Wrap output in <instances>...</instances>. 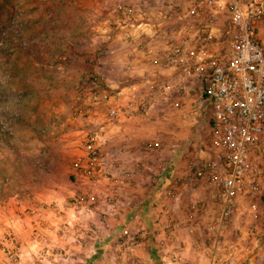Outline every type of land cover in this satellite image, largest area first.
Instances as JSON below:
<instances>
[{
    "label": "rangeland",
    "instance_id": "rangeland-1",
    "mask_svg": "<svg viewBox=\"0 0 264 264\" xmlns=\"http://www.w3.org/2000/svg\"><path fill=\"white\" fill-rule=\"evenodd\" d=\"M18 1L0 0V240L14 236L21 242L9 224L21 219L19 223L23 225V220H29L33 225V239L37 227L43 228L42 219L37 217L33 221V217L49 208L38 202V199H44L39 194L45 187L65 180L72 184L71 165L77 147L71 142L78 137L68 134L81 130L86 123L84 118L76 119L74 114L79 90L83 89L87 95L92 76L97 77L104 89L139 83L144 79L165 81L170 78L172 69L158 64L157 50L167 44L171 30L180 23L189 4L188 0H65L64 11H58L49 17L50 20L44 16L45 24L41 26L16 24V16L29 11L31 3V0ZM40 19L38 16L36 20ZM104 22L111 24L108 26L111 28L109 38H101L100 35L106 33L95 30L96 24L104 26ZM140 23L148 24L149 28L138 26ZM144 31L154 41H139L144 39L141 37ZM124 33L142 45L149 42L146 58L131 61L126 57L120 42H125ZM24 34L33 35L36 40L23 43ZM71 37L75 42L65 41ZM16 38H19L17 42ZM200 95L196 85L188 95L165 101L143 115L144 118L138 121L140 132L135 138L115 139L117 144L113 152L118 158L115 161L127 163L132 169L127 170L133 176L150 181L163 171L167 175L170 169L165 165L172 157L175 142L178 153L183 151V159L192 150L185 151L182 145L190 141L193 145L201 142L191 134V131H199V123L206 122L209 117L204 113ZM172 127L181 132L174 142L169 135ZM209 131L205 134L218 143ZM184 139H187L186 144ZM218 155L220 150L214 157ZM256 156L258 160H264V139ZM133 176L127 189L133 183ZM89 184L92 213L96 214L100 212L98 208L105 210L102 191L103 185L107 184ZM77 196H82L86 202L89 200V195L78 192ZM248 202L247 198H242L237 208L240 207L242 219L236 220L237 213H234L225 224L224 242L244 241L253 247L264 244V205L261 207L262 202L257 201L253 216L246 211ZM92 221L95 222L94 218ZM186 234L191 238L199 237L196 232ZM52 251L59 257L60 251Z\"/></svg>",
    "mask_w": 264,
    "mask_h": 264
},
{
    "label": "built area",
    "instance_id": "built-area-1",
    "mask_svg": "<svg viewBox=\"0 0 264 264\" xmlns=\"http://www.w3.org/2000/svg\"><path fill=\"white\" fill-rule=\"evenodd\" d=\"M188 1L167 44L157 50L158 64L172 69L170 78L144 79L104 89L97 77L92 76L87 95L83 89L79 90L74 114L86 123L77 131L83 139L78 137L76 153L86 152L76 155L71 166L76 176H87L90 183H106L108 193L104 203L117 204L131 172L118 171L119 163L107 160L104 154L107 132L100 129L108 130L123 120L142 117L155 106L188 95L199 86L204 113L209 115L207 122L220 145V155L189 162L188 169L192 180L207 186L211 212L201 251L194 258L185 257L179 250L168 255L162 253L160 264H234L237 250L233 243L224 242L225 224L242 198L248 199L246 211L253 216L258 202L264 205V160L256 158L264 139V1ZM123 38L127 44L141 45L129 34L124 33ZM186 183L184 177L173 173L161 180L171 199L178 197ZM69 205H75L77 210L83 207L90 214L94 210L82 196L70 200ZM202 214L203 200L193 199L181 216L166 217L164 229L168 233L163 238L156 237L154 242L162 248L175 231L194 232ZM64 226L68 225L63 223V230ZM76 226L81 229L80 224ZM122 237L118 251L134 262L138 235L128 237L127 231H123ZM41 238V233L35 230L33 239ZM20 249L16 237L2 238L0 264H20ZM55 255L51 248L40 249L41 260H55Z\"/></svg>",
    "mask_w": 264,
    "mask_h": 264
},
{
    "label": "crops",
    "instance_id": "crops-1",
    "mask_svg": "<svg viewBox=\"0 0 264 264\" xmlns=\"http://www.w3.org/2000/svg\"><path fill=\"white\" fill-rule=\"evenodd\" d=\"M16 2L19 1L16 0ZM187 3L189 4L188 1ZM187 3L185 5H187ZM65 7V0H31V9L29 8V11L26 10L24 14L20 12L19 15L16 16L17 18L15 19V22L18 25H29L30 23V25L40 24L43 26L45 24L44 20H46V18L50 20L49 17L56 15L57 12L62 11V9L64 11ZM38 16L41 18L40 21L36 20ZM21 20H23L24 24ZM109 24L110 23L107 25L106 22H104L102 24L104 26H101L100 23L95 25L96 31H103L106 33L103 36L100 35L101 38L111 37V34L109 33L111 28H108ZM147 25L148 24L145 23L138 24V26H145L146 28H149ZM147 30L148 29H146V31ZM146 31H144L143 35H141V37H144V39L139 41H148V39H151V37L148 38L150 34L145 35ZM23 37V43L29 42V40H36V37L33 38V35L29 37L28 34H24ZM18 40L19 38L15 39L16 42ZM65 41H70L72 43L75 42V39L71 37L70 39L66 38ZM151 41H154V39H151ZM120 42L121 46L124 48L126 57L129 60H141L142 57L146 58L148 56L147 53L150 50H148L150 47H148L149 42L146 45L143 44L144 46L139 42V44H141L139 47L134 43L133 45H130L122 41ZM154 44L157 46L158 42ZM154 44L152 46H154ZM146 54L147 56H145ZM143 118L144 117L134 118L132 120H123L118 125L110 127L107 130L108 141L105 144L106 152L104 154L106 157L110 158L108 159L109 162H115V160L118 161V158L114 157L116 153L113 152L116 150L115 145L117 144L115 139L120 141L122 138L124 141V138L119 136V132L117 130L119 128H126L125 130L129 132V135L125 137H130V139L135 138L136 134L140 132L138 129L140 123L138 121L142 120ZM198 127H200V130L197 131L198 133L191 131V134L198 137V140L201 141L199 144L193 145L191 141L187 143V139H184V143L187 144L182 145L181 148L183 149L184 147L185 151H187L189 148L192 150L189 155H186L187 157H185V159L182 158L183 151L182 153H178L177 150L179 148L175 142V147L173 146L172 149L173 153H171L172 157H170L169 162L165 165V168L168 166L170 169L167 175L166 172L163 171V173H161L158 178H153V180L150 181L137 175L133 176L131 173V176H133V183L129 189H127V186L126 188H124L125 186L122 188V190L124 189V193H122L120 196L117 204L108 205L104 203L105 210L96 214L91 213L90 215L92 218L85 221L87 228L81 227V229H78L76 226L78 223L76 224L74 214H70L72 216V224L69 225V227H71V231H66L68 226H64L65 229L63 230L61 228V224L63 223H61L59 225L60 230L56 231L53 235H49L48 233L53 231L50 227L51 222L41 218L43 228L37 227V230L41 233L42 238L34 240L31 238L33 225H31V223L29 224V220H23V225H21L19 223L21 219H16L15 223H13V230L15 235L21 239L20 264H50L51 260L42 261L37 259L36 256H33L32 252L29 250L31 245H37L38 247L44 246L56 251H60L61 255H58L59 257H54L55 261H57V264H64L66 261L70 262V264H160V255L162 253L168 255L169 253L171 254L177 250H179L185 257L194 258L202 249V237L203 234L206 233V223L209 213L211 212L212 205L208 200L207 186L202 182H197L191 179L187 163L214 158L215 153L217 154V152L220 150L219 143H215L211 137L209 138V135L205 134H209L210 132V125L207 120L206 122L199 123ZM171 129L172 134L169 133V135L171 136L170 138H172L171 141L174 142L178 136H181V132L178 133L176 127H174V129L172 127ZM206 136L208 137L207 139ZM206 140L208 141L207 144L205 143L207 142ZM193 154L194 156L191 157ZM176 165H180L182 167L177 168ZM117 168L118 171H121L124 169H129L130 166L128 167L127 163H123L121 161V163L119 162ZM130 170L132 169L130 168ZM171 173L184 177V181L187 182L181 188L178 197L175 199H171V197L168 195L167 187H163V184H161V180L163 178L165 179V177H169ZM71 176L73 178L71 182L72 184H75L76 182L74 181L76 180L77 176L74 174V172ZM103 186L104 189L102 194H104L103 196L105 198L108 193L107 185ZM99 192L100 191H98V194ZM197 198L203 199L204 201L203 214L198 224H195L194 226V232H196L199 237L191 238L186 234L189 232L188 229H181L175 231V234L172 236V238L166 241V245L164 247H158L154 242V239L158 237V235H161L162 237L163 234L168 233L164 229L166 217L181 216L190 201ZM261 207H263V204ZM102 213L104 214L102 215ZM235 213H237V217L235 218L236 220L242 219L243 216L240 215V207L239 209H236ZM60 215L64 216L65 214L62 213ZM93 218L95 222L92 221ZM91 224L92 227L90 226ZM123 231H127L128 237L134 236L135 234L138 235L136 240L137 243L135 244V249L133 252L135 256L134 262L130 261L128 258H125L118 251V243H121V241L124 239V237H122ZM141 232H145V234L142 236ZM154 232L156 233L154 234ZM52 244L58 245V247H49V245ZM233 244L236 246L237 250L236 254L234 255V264H264V244L253 247L252 245L246 244L244 241L238 240H236ZM65 253H67V255H65Z\"/></svg>",
    "mask_w": 264,
    "mask_h": 264
},
{
    "label": "clouds",
    "instance_id": "clouds-1",
    "mask_svg": "<svg viewBox=\"0 0 264 264\" xmlns=\"http://www.w3.org/2000/svg\"><path fill=\"white\" fill-rule=\"evenodd\" d=\"M125 129L126 128H119L117 130L120 137L124 138L125 136L129 135V132ZM100 131L105 134L107 132L105 128H101ZM68 135L73 137H80L81 139H83V136L80 132L69 133ZM79 141L80 140H72L71 145H79ZM85 152L74 154L81 156L85 155ZM76 180L77 182L75 184L67 183L65 180L64 182L49 185L45 187L39 194L40 197H44V199H38V202L49 206V208L44 209L43 212H38V214L33 217V220H37V217H40L44 220L50 221V227L53 231L48 233L49 235H53L56 231H59V225L61 223H66L68 225L66 231L70 232L71 227H69V225L72 224V216L70 214H74L76 224H80V226L83 228H87V224L85 223V221L92 218L90 213L84 211L83 207L77 210L75 205H69L68 203L70 200H74L77 197L78 192L82 195H89L88 203H92V197L89 194L91 187L89 184V178L87 176L80 175L77 176ZM97 210L103 211V208H98ZM62 213L65 215L61 216L60 214ZM9 227H14V225L9 224ZM49 247H58V245L52 244L49 245ZM29 250L32 252L33 256H36V252L39 251V247L37 245H31ZM65 255H67V253H65ZM36 258L39 259V257ZM50 264H57V261L52 260ZM64 264H70V262L66 261L64 262Z\"/></svg>",
    "mask_w": 264,
    "mask_h": 264
}]
</instances>
